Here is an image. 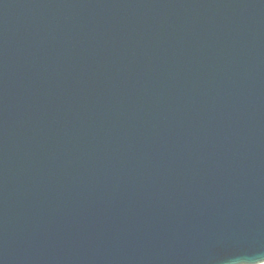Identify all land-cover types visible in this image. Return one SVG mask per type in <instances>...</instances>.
<instances>
[{"label": "water", "instance_id": "obj_1", "mask_svg": "<svg viewBox=\"0 0 264 264\" xmlns=\"http://www.w3.org/2000/svg\"><path fill=\"white\" fill-rule=\"evenodd\" d=\"M0 264H264V0H0Z\"/></svg>", "mask_w": 264, "mask_h": 264}]
</instances>
